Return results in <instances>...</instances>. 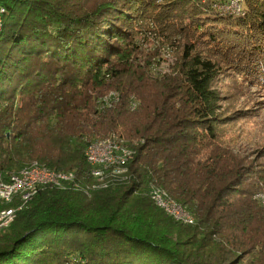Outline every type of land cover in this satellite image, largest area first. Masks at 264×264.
I'll return each instance as SVG.
<instances>
[{
  "label": "trees",
  "instance_id": "16d2710c",
  "mask_svg": "<svg viewBox=\"0 0 264 264\" xmlns=\"http://www.w3.org/2000/svg\"><path fill=\"white\" fill-rule=\"evenodd\" d=\"M230 1L0 0V176L32 161L75 176L16 212L0 264H264V161L217 136L236 115H221L218 78L264 89V0ZM148 20L179 44L162 73L136 42ZM108 137L133 155L102 184L84 150ZM153 187L193 223L154 204Z\"/></svg>",
  "mask_w": 264,
  "mask_h": 264
},
{
  "label": "rangeland",
  "instance_id": "374dc122",
  "mask_svg": "<svg viewBox=\"0 0 264 264\" xmlns=\"http://www.w3.org/2000/svg\"><path fill=\"white\" fill-rule=\"evenodd\" d=\"M236 8L237 6H234L231 9L236 10ZM231 13L239 14L232 11ZM144 22L136 37L137 45L151 57L152 72L167 71L176 64L174 56L179 44L171 43L168 47V44L165 45L160 41L159 31L154 22L151 20ZM151 33L154 35L153 38ZM242 84V82L237 83L235 75L230 73L222 74L217 80L218 91L223 96L221 115L233 111L234 114L236 113L231 122L219 125L217 136L220 142L243 158L245 164L250 163L256 167L259 162L264 161V89L251 86L248 95H244L238 86ZM15 215L16 212L13 218ZM7 232L9 230L1 234Z\"/></svg>",
  "mask_w": 264,
  "mask_h": 264
},
{
  "label": "bare ground",
  "instance_id": "6f19581e",
  "mask_svg": "<svg viewBox=\"0 0 264 264\" xmlns=\"http://www.w3.org/2000/svg\"><path fill=\"white\" fill-rule=\"evenodd\" d=\"M1 12H3L2 8H0V16ZM109 97H115V94L109 92L103 97V100H107ZM131 104L135 106L134 102ZM94 147H100V151L104 152H101L100 156L95 157L92 155ZM132 155L133 150L123 140L116 137L94 139L85 146L84 150V157L90 165L91 175L97 182L102 184H106L105 179L107 177H117L126 174L128 172V162ZM10 174L11 179L19 180L20 182L16 189V197H5L3 200L2 209H0V216H2L0 217V233L6 230L13 222L14 213L21 209L40 189H36V187L51 186L64 189L71 187L75 179L73 172L52 170L36 161L29 162L17 171H11ZM150 198L154 201V204L176 221L186 224L193 223L194 218L192 215L177 201L170 198L163 189L153 187L150 191Z\"/></svg>",
  "mask_w": 264,
  "mask_h": 264
},
{
  "label": "built area",
  "instance_id": "2783aa9c",
  "mask_svg": "<svg viewBox=\"0 0 264 264\" xmlns=\"http://www.w3.org/2000/svg\"><path fill=\"white\" fill-rule=\"evenodd\" d=\"M238 3H239V1L231 0L229 5H227L226 7L234 8V6H237ZM116 100H117V97H109V98H107V100H99V103H100L99 105L111 104ZM130 106L132 109L135 108V106H133L132 104H130ZM101 152H104V151H100V147H94L92 155L95 157H98L101 155ZM117 158H119V157H117ZM19 182H20L19 180L11 179L10 172H7V173H5L4 176H1V179H0V184H1L0 209H2V203H3V200L5 197H13V198L16 197V189L18 188ZM38 188H41V186L36 187V189H38ZM0 217H2V216H0Z\"/></svg>",
  "mask_w": 264,
  "mask_h": 264
}]
</instances>
